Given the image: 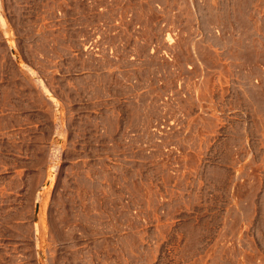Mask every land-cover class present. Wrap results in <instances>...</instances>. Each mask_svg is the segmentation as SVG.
I'll list each match as a JSON object with an SVG mask.
<instances>
[{
	"label": "rangeland",
	"instance_id": "374dc122",
	"mask_svg": "<svg viewBox=\"0 0 264 264\" xmlns=\"http://www.w3.org/2000/svg\"><path fill=\"white\" fill-rule=\"evenodd\" d=\"M0 264H264V0H0Z\"/></svg>",
	"mask_w": 264,
	"mask_h": 264
}]
</instances>
